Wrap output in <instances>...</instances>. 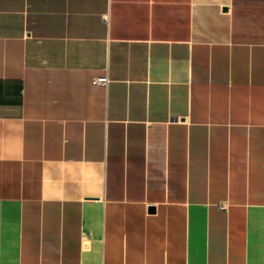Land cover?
Here are the masks:
<instances>
[{"label":"crops","instance_id":"1","mask_svg":"<svg viewBox=\"0 0 264 264\" xmlns=\"http://www.w3.org/2000/svg\"><path fill=\"white\" fill-rule=\"evenodd\" d=\"M0 264H264V0H0Z\"/></svg>","mask_w":264,"mask_h":264},{"label":"built area","instance_id":"2","mask_svg":"<svg viewBox=\"0 0 264 264\" xmlns=\"http://www.w3.org/2000/svg\"><path fill=\"white\" fill-rule=\"evenodd\" d=\"M95 83H102V84H107L109 82V76L108 74H104L101 76H97L93 79Z\"/></svg>","mask_w":264,"mask_h":264},{"label":"water","instance_id":"3","mask_svg":"<svg viewBox=\"0 0 264 264\" xmlns=\"http://www.w3.org/2000/svg\"><path fill=\"white\" fill-rule=\"evenodd\" d=\"M153 209H154V206L151 207V210H153Z\"/></svg>","mask_w":264,"mask_h":264}]
</instances>
